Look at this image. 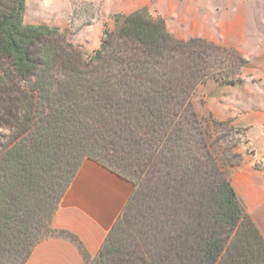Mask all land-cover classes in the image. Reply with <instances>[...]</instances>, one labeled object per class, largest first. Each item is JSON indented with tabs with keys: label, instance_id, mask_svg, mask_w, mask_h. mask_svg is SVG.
I'll return each instance as SVG.
<instances>
[{
	"label": "trees",
	"instance_id": "1",
	"mask_svg": "<svg viewBox=\"0 0 264 264\" xmlns=\"http://www.w3.org/2000/svg\"><path fill=\"white\" fill-rule=\"evenodd\" d=\"M24 1L0 0V59L16 78L0 76V128L9 131L0 142V253L24 264L38 241L65 235L51 220L89 158L134 190L88 264H263L264 238L227 171L241 157L228 161L224 140L212 134L230 122L203 119L190 96L210 76L230 81L206 68L219 54H237L201 39L178 41L141 9L115 14L116 29L86 62L57 29L23 25ZM108 149L143 165L146 183L119 171ZM142 188L164 218L148 228L145 247L130 249L144 227Z\"/></svg>",
	"mask_w": 264,
	"mask_h": 264
},
{
	"label": "crops",
	"instance_id": "2",
	"mask_svg": "<svg viewBox=\"0 0 264 264\" xmlns=\"http://www.w3.org/2000/svg\"><path fill=\"white\" fill-rule=\"evenodd\" d=\"M261 1L129 0L122 12L128 14L145 7L150 15L161 18L178 40L201 39L243 52L241 47L245 44V34L249 32L246 22L249 17L258 15ZM261 53L258 50L253 58L255 71L250 80L264 82V57ZM211 81L201 84L197 91L218 90L216 95L219 99L229 92H238L233 98L235 101L237 96L256 98L257 102L249 103L256 112L255 121L263 125L264 101L259 99L264 97L263 88L253 86L245 90L241 88L240 81L231 84ZM217 101L207 102L204 110L219 121L233 120L236 123V114L232 112L238 111L237 104L221 105L220 100ZM244 105L243 99L241 106ZM243 127L248 139L252 140L250 133L255 126ZM259 130L264 139L262 128ZM260 150L261 156H242L241 163L230 170L229 179L237 198L264 238V173L251 166V158L264 162V147ZM132 192L130 181L92 159H83L50 224L52 230L65 235L47 236L38 241L24 264H88L97 256Z\"/></svg>",
	"mask_w": 264,
	"mask_h": 264
},
{
	"label": "rangeland",
	"instance_id": "3",
	"mask_svg": "<svg viewBox=\"0 0 264 264\" xmlns=\"http://www.w3.org/2000/svg\"><path fill=\"white\" fill-rule=\"evenodd\" d=\"M128 1L129 0H25L23 25H39L57 29L60 36L63 37L66 42L72 44L80 53L81 58L87 62L95 55L96 51L100 49L101 40L105 37V33L112 32L116 29L113 16L115 14L129 15L135 12L133 11L128 14L122 12L124 4ZM259 6L260 10L257 11L258 15L249 17L246 22L249 26V32L245 34V44L241 47L243 52L237 51L235 48H225L229 52L232 51L237 54L238 60H234L232 56L227 54H219V61L213 60L210 63L212 66L206 68L207 71H215L216 75L222 77L227 76L230 81H222L210 76L204 81L196 84L190 94L193 109L200 117L206 120H209L210 116L215 119L211 113L204 110L207 102H213L214 100V102L218 103L217 100H220L221 105L230 104L233 106V104H237L238 111L232 112L236 114V123L232 120V122L229 121L230 124L226 126H217L212 129L213 138H220L224 140V142H222L223 145H221L223 148L222 150H224V154L222 156H226L228 161L231 160L227 156H231L232 154L240 156L241 161L242 156H261L260 148L264 147V139L259 128H262L264 133V123L263 125H259V123L255 121L256 112L249 103L254 100L257 102V99L252 97L241 98L237 96V100L235 101L233 98L238 92H229L228 94H224L225 97L219 99L216 95L218 90L205 91L202 89L200 92L197 90L201 84L211 80L227 84L240 81L242 83L241 88L245 90H250L253 86H258L264 89V82L250 80L253 76V72L255 71L253 70L255 63L253 58L257 55L258 50H261V57H264V0L260 2ZM131 8H133V6ZM141 9H146L148 12V9L145 7ZM148 14L150 15L149 12ZM150 16L152 18H159L152 15ZM165 28L167 32L175 38L168 31L166 25ZM219 47L224 48L222 46ZM243 53H245V55H243ZM210 60L211 59H208V61ZM241 61L243 62L242 64H240ZM0 76L8 81H11L12 79L16 81V78L12 75L10 62L6 59H0ZM20 85L23 86L26 84L25 82H21ZM243 99L246 102V105L241 106V100ZM259 99L264 101V97ZM244 125L255 126L254 130L250 133L252 140L248 139L249 137H247V133H245V129L243 127ZM0 134L2 135L0 142L5 143L9 137V131L7 129L0 128ZM228 149L231 150L230 153H227ZM108 151L112 156H115L120 163V166L118 167L119 171L138 182L140 181L143 185L146 183L145 169L143 165L138 164L137 161H133V164H131L132 159L131 161H128L129 157L124 153V151H120V153L112 151L111 149H108ZM251 162L253 169H257L264 173V162L260 159L253 158H251ZM231 169H227L229 174ZM139 192L140 200L142 198L144 199V201H141V204L139 202L140 207H138L142 210L144 209L143 211L146 213L142 215L144 217V220L142 221L144 227L143 231L141 230L142 232L139 235L136 233L134 238L128 241V245L131 246L130 249H134L135 246L145 247L147 244L145 242L149 241L146 238L148 228L154 225H160L164 218L163 215L160 214L162 208L157 210L156 208L154 209L153 203L150 205V199L147 198L145 193L146 191L142 188L141 191L138 190V195ZM147 204L149 205L148 209H146L148 206ZM15 234L16 232H11V235L9 234V242L13 243L15 241ZM48 234L49 232H46L45 235ZM11 243L7 244V248L12 249ZM95 258L91 259L89 262L94 261ZM0 264H18V262H12L6 252L0 253ZM112 264H114V262H112Z\"/></svg>",
	"mask_w": 264,
	"mask_h": 264
}]
</instances>
